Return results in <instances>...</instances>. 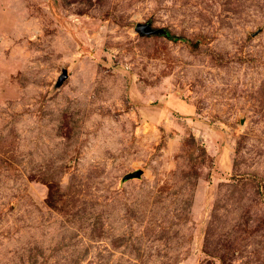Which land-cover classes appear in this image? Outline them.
<instances>
[{"label":"rangeland","instance_id":"374dc122","mask_svg":"<svg viewBox=\"0 0 264 264\" xmlns=\"http://www.w3.org/2000/svg\"><path fill=\"white\" fill-rule=\"evenodd\" d=\"M0 264H264V0H0Z\"/></svg>","mask_w":264,"mask_h":264},{"label":"water","instance_id":"95a60500","mask_svg":"<svg viewBox=\"0 0 264 264\" xmlns=\"http://www.w3.org/2000/svg\"><path fill=\"white\" fill-rule=\"evenodd\" d=\"M137 30L142 34V35H154V34H159L163 30L162 29H154L150 23H145V24H138L137 25ZM67 77V73H64L61 77V81H63ZM143 171L139 170L133 173L127 174L124 179H133V178H139L141 177Z\"/></svg>","mask_w":264,"mask_h":264}]
</instances>
